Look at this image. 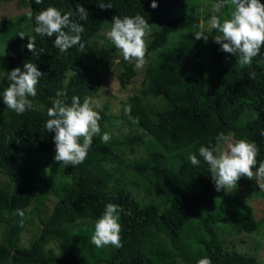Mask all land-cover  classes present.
Instances as JSON below:
<instances>
[{
  "label": "trees",
  "instance_id": "trees-1",
  "mask_svg": "<svg viewBox=\"0 0 264 264\" xmlns=\"http://www.w3.org/2000/svg\"><path fill=\"white\" fill-rule=\"evenodd\" d=\"M22 1L33 17L49 6L62 13L84 6L88 19L73 17L84 27V43L101 30L104 21L112 23L115 16L140 14L149 25L160 24L147 42L146 56L162 48L168 34L181 25L188 31L149 62L140 93L132 94L122 104V117L133 127L130 133L120 138L110 135L107 143L102 142L101 136L108 131L103 112L97 110L102 117L101 133L94 137L85 161L75 167L54 160L55 133L44 127L49 119L47 110L57 92L66 93L69 104L74 95L83 102L97 93L102 71L83 61L79 45L61 53L54 46L55 37L36 36L34 19L23 39L18 35L22 32L19 28L8 33L6 50L0 56V170L7 178L6 185L0 187V264H178L204 257L212 264H258L255 255L225 248L217 226L226 221L237 231L251 233L264 226V216L256 219L250 205L232 202L223 189L216 191L199 148L216 147L217 136L224 133L233 142H255L259 148L257 167L264 162V47L250 65H242L239 54L225 53L214 42V36L222 35L217 30L209 33L207 42L196 40L199 17L189 13L171 16L180 0H156V8L151 7L152 0ZM102 3H110L112 8L101 9ZM0 27L4 28V23ZM28 36H36L38 55L28 51ZM28 62L36 64L44 75L37 85V95L29 97L35 110L18 115L4 105L2 94L11 83L9 72L16 67L23 71ZM120 63L118 80L125 86L136 71L133 62L121 57ZM144 96L159 97L165 105L152 110L144 104ZM129 104L132 111L126 115L124 109ZM123 145L132 153L140 147L145 152L128 160L120 154ZM192 154L197 155L199 165H191ZM127 173L130 179L125 177ZM139 183L159 202L136 199L129 187ZM238 185L258 191L264 201V190L255 179L241 177ZM50 193L57 198L50 214L41 219L29 245L22 246L20 233L26 208L35 204V208L46 209ZM108 203L124 209L120 216L123 247L109 245V250L92 244V223L79 225L98 220ZM17 209L23 211V217ZM183 231L198 235L193 253L188 247H184L185 254L178 252L165 240H174L180 248L177 244ZM102 254L105 257H100Z\"/></svg>",
  "mask_w": 264,
  "mask_h": 264
},
{
  "label": "clouds",
  "instance_id": "clouds-1",
  "mask_svg": "<svg viewBox=\"0 0 264 264\" xmlns=\"http://www.w3.org/2000/svg\"><path fill=\"white\" fill-rule=\"evenodd\" d=\"M43 0H35L40 4ZM225 5L233 6L230 18H225L221 22L220 17L212 15L205 28L201 21L195 35L196 40L203 39L207 42L211 30H217L222 35L213 37L215 43L221 46L225 53L236 56L239 54V62L242 65H250L253 58L259 55L264 47V3L261 0H223L217 7ZM101 9H111L112 5L100 4ZM152 8L157 7L156 0H152ZM80 21L88 19L89 13L82 5H78L75 12L62 13L60 9L49 6L33 17V12L27 13V20L34 19V32L40 37H55L54 46L61 53L67 52L70 48L79 45V51L83 52L85 43L82 42L81 34L84 27L76 22L73 17ZM151 33L148 20L140 14L135 16L113 17L111 30L107 32L108 39L128 62L135 61L136 68H142L146 64V53L148 44L147 37ZM24 38L23 32L18 34ZM36 36H28L26 45L29 52L38 55L36 48ZM44 49H40L43 53ZM44 75L36 64L24 63L23 71L16 67L8 74L11 82L3 90V103L8 109L13 110L18 115H23L26 111L35 110V105L29 97L37 95V85ZM52 107L47 110V119L44 127L49 133H55L53 140L55 144V162L65 166H78L87 158L88 152L93 144L95 136L100 135L101 120L100 112L97 111L99 105L91 97H85L81 102L80 97L72 96L71 103L67 102V94L57 92ZM63 97V98H61ZM125 114L130 115L132 105H126ZM81 140L83 141L81 143ZM101 140L107 143L110 140L109 133L105 132ZM218 142L226 145L225 150L216 147L199 148V156L209 165L212 181L216 191H233L238 187L241 177L249 180L256 178L261 190H264V162L257 167V156L259 148L255 142L247 139H240L233 142L232 137L220 133L217 136ZM219 152V154H215ZM191 165L197 166L200 160L196 154L189 156ZM255 169V171H254ZM124 209L114 203H108L100 218L94 226V234L91 242L97 248L105 246L123 247L120 223L121 213ZM17 214L23 217L22 210L17 209ZM197 264H212L208 257L201 258Z\"/></svg>",
  "mask_w": 264,
  "mask_h": 264
},
{
  "label": "rangeland",
  "instance_id": "rangeland-1",
  "mask_svg": "<svg viewBox=\"0 0 264 264\" xmlns=\"http://www.w3.org/2000/svg\"><path fill=\"white\" fill-rule=\"evenodd\" d=\"M223 1H211V0H180V3L175 5L171 11L172 17H177L184 13H189L194 16L199 17L200 22L203 21L205 28L208 27V21L212 15H217L220 17L221 22L225 18H230V13L233 10V6L225 5L223 7H217ZM29 12V7L24 5L22 0H0V23H4L5 27H0V56H2L6 50L8 43V33L12 34L19 28L23 33L30 32V21L27 20V13ZM198 25V27H199ZM6 26L9 27L6 29ZM112 23L108 20L104 21L101 30L95 35L90 37L85 43V49L81 52V57L83 61L89 64L97 65L103 75V81L100 89L97 93L89 96L94 102H96L99 107L97 110L103 112L105 117V125L107 126V131L109 135L120 138L125 134L130 133L133 127L130 125L127 119L122 117V104L128 100V98L135 93H140L142 80L144 77L145 70L149 62L155 58L162 50L166 47L171 46L177 42L187 31L186 25H181L176 31L170 32L168 34L166 44L145 57L146 64L142 68H136L135 61H132L136 71L135 76L131 81L125 85L121 86L118 80V75L121 72L120 59L123 57L120 52L115 48L112 42L107 37V32L111 30ZM151 33L147 37L146 42H148L152 34L160 28L159 23H153L150 25ZM7 30V31H6ZM200 30V28H199ZM212 31V30H211ZM219 32V31H218ZM211 33V32H210ZM220 33V32H219ZM70 71H68V74ZM2 75L1 65H0V78ZM144 104L156 110L165 105V102L155 96H144ZM139 130L136 132L138 133ZM216 148L220 150H225L226 145L221 141L217 143ZM145 150L143 147L137 148V150L132 153L127 145L122 146L120 154L123 158L132 160L144 154ZM217 155L219 152L216 153ZM119 166V165H118ZM122 167L121 165L119 166ZM53 174V173H51ZM56 180L60 179L56 174H53ZM126 178L130 179V176L125 174ZM253 179L256 180L254 177ZM7 178L5 174L0 170V187L6 185ZM136 199L140 201L152 200L154 202H159V198L154 193H146L144 185L131 184L129 187ZM232 202L246 203L250 205L254 211L256 219H260L264 216V201L261 194L258 191H251L243 185H238V187L233 191L225 190ZM56 197L53 194L48 195V199L45 201L46 209L35 208L32 204L26 208V221L22 232L20 233V244L22 246H28L30 241L39 231L41 224V219H45L53 207ZM33 219V223L31 222ZM97 220L86 221L80 223L81 227L92 223L95 226ZM77 223V226H79ZM217 231L219 236L224 241V247L227 249H236L241 253L255 255L258 264H264V226H261L258 230L248 233L245 231H237L233 224L226 221L219 222L217 226ZM3 229L0 227V240L2 239ZM198 235L192 232H181L180 241L177 245L181 248H176V243L174 240L167 239V243L170 244L171 248L182 252L185 254L184 247L190 248L189 250L193 253V250L198 247ZM53 244L51 243V246ZM47 246L45 248L47 249ZM50 247V245H49ZM54 247V245H53ZM107 250L110 247L105 246ZM100 257H105L102 254ZM197 264V260H183L178 264ZM10 264V263H7Z\"/></svg>",
  "mask_w": 264,
  "mask_h": 264
}]
</instances>
